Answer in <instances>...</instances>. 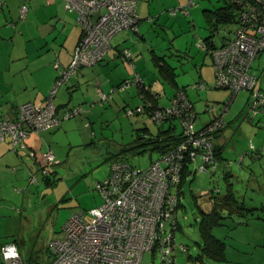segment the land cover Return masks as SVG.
<instances>
[{
  "label": "built area",
  "instance_id": "built-area-1",
  "mask_svg": "<svg viewBox=\"0 0 264 264\" xmlns=\"http://www.w3.org/2000/svg\"><path fill=\"white\" fill-rule=\"evenodd\" d=\"M64 9L75 14L82 34L74 48L68 68L61 69L57 84L64 82L80 66L97 63L110 48L111 38L124 30L137 31L136 0H62ZM196 0H188L192 5ZM241 9L242 27L233 41L219 48H207L212 56L214 83L231 91L228 102L218 116L204 127L195 128L194 111L182 93L172 99L164 110L153 112V119L178 117L183 125V140L161 154L146 168H137L122 160L110 163L108 175L95 182L102 202L88 210L72 214L62 225L61 236L50 242L52 259L48 264H177L175 253L187 248L175 239L177 195L171 188L180 182L185 163L197 157L199 172L215 168V154L211 133L224 125L223 116L237 91H250L249 109L264 106V88L251 73L257 52L264 50V0H236ZM27 10L20 7V17ZM186 14V7L173 8L171 14ZM204 48V43L200 44ZM206 48V47H205ZM141 82L135 75L132 82ZM131 83L125 80L120 88ZM203 88V83L198 84ZM56 87L49 90L44 104L25 102L17 107L16 117H0V142L7 140L12 151L24 147L29 132H39L58 125L79 109L64 112L59 117L52 98ZM113 91V90H112ZM111 91V92H112ZM99 100L106 101L110 93L98 92ZM144 106L127 109L128 114L141 112ZM210 109H213L211 107ZM252 146V145H251ZM35 156V154H32ZM39 164L55 163L54 154H40ZM43 166L41 173H46ZM37 182L35 174L29 183ZM215 193L219 192L214 188ZM212 201L211 196L207 195ZM0 264H25L16 242L0 244Z\"/></svg>",
  "mask_w": 264,
  "mask_h": 264
},
{
  "label": "rangeland",
  "instance_id": "rangeland-1",
  "mask_svg": "<svg viewBox=\"0 0 264 264\" xmlns=\"http://www.w3.org/2000/svg\"><path fill=\"white\" fill-rule=\"evenodd\" d=\"M223 4L222 0H200L197 5L188 9V14L179 12L172 17L166 13L168 24L157 25L152 33L140 28L141 33L146 34L149 47L158 55H163L175 67L178 84L191 82L190 78L195 71L193 62L197 67L202 65L201 59H204V54L199 40L202 41L210 34L209 22L215 23L213 15L209 16V10ZM68 13L74 16L75 20V14ZM172 18H177L178 22ZM173 23L175 26L172 32L170 25ZM216 24L217 32L211 39L219 45L222 38L230 33L229 30L234 28V24ZM211 67L213 68L210 66V57H206L202 68L208 70L210 74ZM142 69L146 81L154 79L155 83L152 86L158 91L162 89L160 100L166 103L174 85L160 76L158 68L150 59L146 60ZM251 71L261 77V86L264 87V51L256 56ZM204 86L205 88L201 90L203 94L209 86L211 90L225 91L222 94L224 97H220L218 102L224 103L221 105L226 104L229 90L216 88L214 81L210 82L209 86L207 84ZM247 97V90H240L232 98L224 114L227 123L222 135L224 146L222 156L231 162L228 168L232 173L230 182L233 183L234 194L247 206H251L255 202L258 204L259 198L264 195V114L247 113ZM82 105L87 104L84 102ZM112 105L96 104L88 118L85 117L86 126L83 122L76 123L68 137L59 133L65 136L62 140L67 142L69 138L70 144H74H68L60 153L61 158L57 155L56 160L61 162L51 167L49 182L45 181L40 172L36 175L37 183L27 185V180L16 182L18 179L15 177H9L5 184L3 181L0 182V244L15 241L19 244L23 258L32 253L35 258V261H31L32 264H48L52 259L50 242L61 236L64 222L72 214L85 212L102 202L95 182L102 181L108 175L110 163L115 157L143 169L158 156L156 150L142 149L144 140L137 139L138 133L142 132L141 128L145 127L142 122L145 120L142 117L144 114L126 116L122 108H117L114 103ZM199 120L200 114L196 119L197 126L201 124ZM146 123L152 133L162 128L151 120ZM250 144H253L255 149L251 148ZM123 149L131 150L122 151ZM140 149L142 151H138ZM245 151L248 153L245 154L241 167H238L236 162L239 155L236 152ZM200 163L198 157L195 162H191L189 168L193 170L195 165ZM191 176V182L187 180L184 185L171 188L180 203L175 212L178 224L176 240L187 247V252L176 253L177 264H197L196 259H199L201 264H221L203 255L197 225L198 209L206 211L209 204L205 195L216 186L220 193L225 192V182L208 172L196 171ZM18 187L27 190L20 193L16 191ZM24 193L27 196L23 197ZM228 221L229 218L225 219L224 224L227 225Z\"/></svg>",
  "mask_w": 264,
  "mask_h": 264
},
{
  "label": "crops",
  "instance_id": "crops-1",
  "mask_svg": "<svg viewBox=\"0 0 264 264\" xmlns=\"http://www.w3.org/2000/svg\"><path fill=\"white\" fill-rule=\"evenodd\" d=\"M1 1L0 117L5 114L9 117H13L15 109L19 104L23 102H43L55 79L56 72L53 64L58 63L60 66H65L69 63L73 48L80 38L81 30L76 24L74 16L64 9L61 0H28V9L24 21L19 20V6L24 0ZM136 1L137 14L140 19L139 34L130 30L118 32L113 36L111 48L101 62L93 66L80 68L72 75L67 83L59 86L56 91L53 100L59 117H61L66 110L76 106H82L84 109L75 116L63 119L58 125H54L51 128L39 132H29L24 140V147L18 149L17 152L10 149L7 140L0 142V182L3 181V184H5L6 181H9V177H15L18 179L16 182L27 180V185L32 184L29 183V175L39 174V156L46 151H51L54 154V165L59 164L61 160H56L57 155L61 158L62 156L60 153L70 144L69 138L67 142L62 140V138L65 139L63 135L65 134L67 136L78 122H83L86 126L87 122L85 117L87 116L88 118V114L91 113L96 104L112 105L114 103L118 106L117 108L124 109L126 106H135L141 102V97L139 95L140 91L135 86L130 87L126 92L113 93L107 103L99 102L97 95L100 90L104 92L109 91L113 85L124 78L130 77L133 72L139 73L145 82L148 81L144 78V70L142 69L146 64V60L150 59L152 64L158 68L154 56L161 57L163 55H158L152 47H149L145 36L146 34L144 35L141 33L140 28H143L147 33H152L155 31L154 28H156L157 25H167V14L174 17L179 13L176 12L175 14H171L170 10L177 7H184L187 0ZM172 19L178 22L177 18ZM170 26L173 32L175 24L173 23ZM202 41L199 40L200 43H202ZM119 46L130 48L133 55V64H130L126 60H122L117 55ZM202 51L204 54V59H201L202 65L200 64V66L198 65L197 67L196 63L193 62L195 71L193 77L190 78V83L178 84L175 67L167 61L174 71L172 75L173 81L167 80L174 85L172 93L168 97L179 87L188 84L194 85L193 83L196 82H202L203 85L207 84L209 86V83L214 81L213 68L211 67L210 74L208 70L202 68L206 57H210V66L212 65V57L209 56L207 51L203 49ZM190 60L191 57L189 61ZM160 71L158 70L160 76L164 75L163 71L161 73ZM260 85H262L261 82ZM208 88L209 89H205L204 94L201 90L189 92L191 94L190 98L194 101L197 116L200 114L199 121L201 124L208 122L216 116L219 109L223 106L221 104H224L223 102L219 103L218 100L224 97L222 94L225 93V91L211 90L210 86ZM159 94H162V89H159ZM229 97L230 91L225 103L228 102ZM84 102H86L87 105L83 106L82 103ZM209 102L216 104V108L212 113L208 114L205 107ZM142 117L145 118V120H142L145 127L141 128L142 132L139 134L147 135V137L153 136L154 134H150L152 132L147 127L146 123V121L150 122V117L148 114H144ZM224 129L225 127L214 139L216 145L221 147L220 157H222L223 154L224 146L222 135ZM60 132L63 135H60ZM73 144L74 143H71L70 145ZM33 153L35 156L32 155ZM236 153H238L239 159L243 162L245 154L248 152ZM225 173L230 175L229 181H231L232 173L229 168L224 166V162L220 160L219 166L216 168L215 172L210 174H214V176H217L225 182ZM192 174H194V172L188 173V181L192 178ZM235 176H237V174H235ZM215 181L218 182L216 179ZM216 187L218 188V186ZM24 190L25 189L21 187L16 189V191L20 193L25 192L27 189ZM26 193L23 194V197L27 196L25 195ZM218 193V197L220 198L224 196L225 192ZM205 199L206 202L209 203L207 207L208 210L211 207V201L207 198ZM243 204L245 209H242L231 217H227L229 218L227 225L223 223L213 228V234L224 242V247L222 249L224 258L220 261H216L218 263L264 264V195L259 198L258 204L255 202L254 205L247 206L244 201ZM200 209L201 208L198 209L199 217L201 214ZM217 230H219V232H217ZM195 261L198 262L199 260L196 259Z\"/></svg>",
  "mask_w": 264,
  "mask_h": 264
},
{
  "label": "trees",
  "instance_id": "trees-1",
  "mask_svg": "<svg viewBox=\"0 0 264 264\" xmlns=\"http://www.w3.org/2000/svg\"><path fill=\"white\" fill-rule=\"evenodd\" d=\"M199 1L200 0H196L190 6V5H187V3H188V0H187L186 5L184 6V7H186V14H188V9L191 8V7H193V6H195V5H197V3ZM222 1L224 3L222 6H219L218 8L213 9V10H209V16L211 14L213 15L215 23L214 22H209L210 24L208 23L210 25V31H209L210 34H208L203 39V41H202V43H204V45L206 47V48L205 47L202 48L204 51H207L206 50L207 48L210 49V48H219V47H222L225 44L233 41L234 38H235V35H236L237 30L239 29V27H242V22H241V19L239 17V15H240L239 9H241V8H240L238 2H236V0H222ZM0 2H2V1L0 0ZM61 2L63 4V1L62 0H61ZM24 4L27 6L28 0H24L21 3V5L19 6V8L22 5H24ZM63 6H64V4H63ZM27 9H28V7H27ZM136 11H137V8H136ZM204 11L207 12L206 10H204ZM26 12H27V10H26ZM68 12H70V11H68ZM183 14H185V13H183ZM25 15H26V13H25ZM25 15H24L23 18H21L20 15H19V20L20 21H24L25 20ZM75 22H76V24L78 25V27L81 30V27L77 23L76 19H75ZM139 23H140V19L138 17V23H137L138 30L136 32L135 31H132L130 29H128V30H130V31H132L134 33L139 34ZM216 23H218V24H221V23H225V24L232 23V24H234V28L231 29V30H229L230 33H228L227 36H225V37L222 38L221 44H219V45L215 44L214 41L211 39V37L217 32V26H216L217 24ZM128 30H124V31H128ZM81 34H82V30H81ZM80 38H81V35H80ZM80 38H79V40H80ZM112 38H111L110 44H109L110 45V48H111V45H112L111 44ZM78 41H77V43H78ZM77 43L75 44V46L77 45ZM75 46H74V48H75ZM74 48H73V51H74ZM108 50L105 52V54L102 56V58L97 63H95L94 65L98 64L99 62H101L103 60V58L106 55V53L108 52ZM73 51H72V54H73ZM261 51H264V50H261ZM261 51H259V52H257L255 54L254 59H253L252 64H251V69H252V65H253V62H254L256 56L258 54H260ZM207 52L209 53V51H207ZM72 54H71V58H72ZM117 55L122 60H126L130 64H133L132 63V61H133L132 60L133 59V55H132V52H131V50H130L129 47L119 46L118 49H117ZM210 56H211V54H210ZM154 57H155L154 59H155L156 65H158V68H159L158 70L159 71L161 70L160 73L163 71V74L164 75L161 74L162 75V78L164 77L168 81H170V80L173 81V78H172V75L174 74L173 68L170 66V64L167 62V60L164 58V56H161V57H158L157 56L156 57V55H155ZM71 58H70V61H71ZM70 61H69V63H70ZM69 63L67 65H65V66H60L58 63H54L53 64V67L55 69L56 75H55V79L53 81V84L51 85V88L55 86L56 87V91H57V89H58L59 86H61L64 83H67L69 81V79L72 77V75L76 71H78L80 68L86 66V65L80 66L79 68L76 69V71L74 73H72L71 75H69L68 78L64 82H61V83L57 84L58 79L61 77V74H60L59 71H61V69H63V70L65 69L66 70L68 68V66H69ZM91 66H93V65H91ZM212 66H213V62H212ZM251 69H250V71H251ZM251 73L256 77V79L259 82L261 81V77L256 76L252 71H251ZM135 75H138L139 78L141 79V82L139 84H138V82H135V81L132 82V79H133V77ZM125 80H130L131 83L127 87H125V88L122 89V88H120V86H121V84ZM153 83H155V80H151L149 82H145L144 79H143V77L139 73L133 72L130 77L124 78L120 82H118L117 84L113 85L110 88L109 91L104 92V91L101 90L104 93H107V94L110 93V97L106 101L99 100V95H97V99L99 100V102H105V103H107L110 100L112 94L115 93V92H126L132 86H135V87L138 88V90L140 91V94L139 95L141 97V102L139 104L135 105V106H129V107H126V108L124 107L123 110H124L125 115L126 116H134V115H138V114H148V116L150 117V120L153 123H155L156 125H161L162 126L161 129L158 128V131L156 133H150V134H154L153 136L147 137V135H142V134H139L138 133L137 139L139 138L140 141H143L144 140L143 141V143H144L143 146L144 147L142 149L147 148V149L156 150L158 152V156L156 158H154L153 160H151L150 163L148 164V166L155 159H157L161 154L169 151L174 146H176L180 141L183 140V133H182L183 132V125H182L181 120L178 117L166 118L161 123L156 122L153 119V117H152L153 116L152 114H153L154 111H156V110H160L161 111V110H164V108L170 106L172 104V101L171 100L174 99L178 95V93H182L183 96L186 97L187 101L191 104V107L193 108V111H194L193 121H194V124H195V128H202L208 122H210V120H209L208 122H205V123L201 124L200 126H197L196 125V119H197L198 116H197V112H196L195 107H194V101L190 98L189 92L190 91H195V90L196 91H199V90L204 89L205 88L204 85H203V88H200L198 86V84L200 82L193 83L194 85H191V84L189 85L188 84L186 86L177 88V90L170 97L167 98L166 103H164V102H162L160 100V96L161 95L159 94V91H157L152 86ZM215 87L216 88H223V87H217V86H215ZM225 89H228V88H225ZM49 90H48V92H47V94H46L43 102H41V104H44L47 101V98L49 96ZM228 90L230 91V89H228ZM241 90H243V89H241ZM245 90H247V89H245ZM56 91H55V94H54V96L52 98L53 103H54V100L53 99H54V97L56 95ZM239 91H237L236 93H238ZM247 93H248V100H249V101L247 100V104H248L247 113H252L253 115H256V114H264V106H259L258 107L259 110H255V111L249 109V106H250L249 103L251 102L250 101V98H251L250 97V91L247 90ZM230 94H231V91H230ZM23 103H25V102H23ZM23 103H21V104H23ZM21 104H19V105H21ZM54 105H55V103H54ZM139 105L144 106V109L141 112H135L133 114H128L127 113V109H129V108L130 109H134L135 107H137ZM17 107H16L15 113H14V116L15 117L17 115ZM211 107H213V109H210ZM222 107H224V105ZM55 108H56V106H55ZM215 108H216V104L209 102V103L206 104L205 110L208 113H212ZM75 109H79V111L76 112V113H74L72 116L77 115L84 108L82 106H76V107H73V108H70V109L66 110L65 112L73 111ZM219 112H220V109L218 111V114H219ZM218 114L216 116H218ZM72 116H70V117H72ZM216 116H214L213 118H215ZM70 117H68V118H70ZM68 118H63V119H68ZM223 119H224V116H223ZM224 122H225V125L221 129H218V130H216V131H214V132L211 133V138H212L211 141L213 143V149H214V154H215V163H216V166H215L214 169L209 170L208 173H214L215 172L216 168L219 166L220 160L225 161L224 162V166L225 167L228 168L229 166H231V162L230 161H226V159H224L223 156L220 157V148L221 147H219L218 145H216L215 140H214L215 139V136L226 126L225 119H224ZM164 124H166V127L163 126ZM178 127H179V129L177 130ZM250 147L251 148H254L253 144H250ZM129 148H131V147H129ZM142 149H140L138 151H142ZM130 150L131 149H123L122 151H130ZM122 151H120V153ZM196 159H195V161H196ZM113 160H122V161L127 162L126 160H124V159H122L120 157H115V159H113ZM200 160H201V158H200ZM195 161H193V162H195ZM241 162L242 161L239 159L236 163L238 164V166H241ZM190 164H191V162L185 163V166H184V168L182 170L180 182L177 185H175V186H182V185H184L185 182L187 181V175H188V173L189 172L192 173V172L198 171L196 169V165H195V167H194L193 170L190 169L189 168V165ZM53 165H54V163L52 165H48V166L42 165L40 163L38 172H40V174H42L41 173V169H42L43 166H45L46 167V170H47L46 173H43L42 174L43 175L42 177L45 179V181H48L49 182V174H51V172H50L51 170L50 169H51V167ZM224 175H225V178H226L225 179V182H226L225 187L226 188H225L224 196H222V197L219 198L218 197V194L219 193H215L214 187L207 192L208 195L211 196V198H212V201L210 203L211 204V207L208 210H206V211L200 209V213L201 214H200V217L198 219V225H197L198 226V231H199V234H200V237H201V251H202V253H203L204 256L209 257V258H211L212 260H215V261H220V260H222L224 258V255H223V252H222V249L224 247V242L222 240L218 239L213 234V228L222 225L224 223L223 220L225 218L231 217L234 214H236L239 211H241L242 209H245L244 208V204H243V200H239L236 197V195L234 194L233 183L229 181L230 175H227L226 173ZM191 180L192 179H189V182H191ZM215 188H217V187H215ZM207 199H209V197H207ZM177 200L178 201H177V205H176V208H175V212L177 210V207L180 204L178 197H177ZM177 229H178V224H177V219H176V229L174 230L175 231L174 232L175 234H176ZM175 239H176V235H175ZM176 242H177V240H176ZM18 246H19V244H18ZM184 246H186V245H184ZM50 252H51V250H50ZM178 252L185 253V252H187V250L186 251H177L176 253H178ZM176 253H175V258H176ZM23 260H24V263L25 264H32V262L35 261V258L32 255V253H30L27 256V258H23ZM197 260H199V259H197ZM176 261H177V259H176ZM197 264H201V261L199 260L197 262Z\"/></svg>",
  "mask_w": 264,
  "mask_h": 264
},
{
  "label": "clouds",
  "instance_id": "clouds-1",
  "mask_svg": "<svg viewBox=\"0 0 264 264\" xmlns=\"http://www.w3.org/2000/svg\"><path fill=\"white\" fill-rule=\"evenodd\" d=\"M205 196H207V195H205Z\"/></svg>",
  "mask_w": 264,
  "mask_h": 264
}]
</instances>
